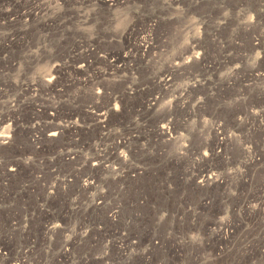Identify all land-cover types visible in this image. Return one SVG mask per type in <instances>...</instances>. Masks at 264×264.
<instances>
[{
    "label": "rangeland",
    "instance_id": "374dc122",
    "mask_svg": "<svg viewBox=\"0 0 264 264\" xmlns=\"http://www.w3.org/2000/svg\"><path fill=\"white\" fill-rule=\"evenodd\" d=\"M125 1L107 18L103 1L82 4V0H71L70 8L78 19L56 31L67 4L46 2L49 9L33 19L21 14L37 13L40 1L0 0V133L14 134L11 145L0 147V165L20 164L15 175L0 171V264H264V0H185L178 7L170 0ZM154 16L163 20L158 33L166 44L160 49L163 59L151 58L148 64L139 59L136 48L150 42L148 21ZM52 20L55 30L38 35L41 24ZM131 25L135 30L127 37ZM98 33L101 54L131 53L126 61L128 70L117 73L101 62L86 75L78 68L65 70L63 55L70 50L81 52L76 37H82L79 42L83 46L86 38L98 37ZM38 48L52 59L29 69L22 62L16 71H9L6 60L11 63L20 57L23 61ZM186 49L199 58L173 78L174 87L165 90L163 103L173 101L181 87L191 84L194 88L189 98L178 105L180 108L173 107L172 117L187 119L183 115L191 112L187 122L192 125L220 119L226 130L234 133L236 141L226 157L231 162L227 188H198L191 177L199 172L198 158L175 156L180 151L178 144L170 143L164 154L155 155L154 144L138 153L136 148L146 142L128 141L136 151L129 157L131 167L144 171L140 177L122 179L119 176L127 172L123 168L122 173L117 166L106 172L85 164L94 154L107 153L117 137L138 136L135 131L127 134L123 121L139 119L142 103L157 89L151 82L153 76L162 64L172 62ZM218 62L224 66L209 76L206 69ZM98 70L108 73L102 82L108 91L101 99L80 85ZM50 75L56 77L55 92L33 93L25 87ZM223 81L228 82L223 85ZM114 99L126 106L127 113L112 115L110 129L102 131L92 109L106 107ZM47 104L60 107L61 121L46 120L41 106ZM253 113L259 116L253 117ZM71 117L77 122L76 130L61 133L60 141L48 143L43 141L44 132L36 134L38 125L45 123L44 128H51ZM238 118L245 120L241 127L234 123ZM154 119L150 124L156 123ZM208 129L195 134L199 138L190 135L197 138L190 139L193 148L205 143L208 151L214 150ZM36 136L42 138L41 146L34 143ZM63 151L80 153L78 160L65 162L60 156ZM254 158L259 165L243 167ZM216 165L221 167L213 160ZM90 176L93 185L85 188L83 181ZM65 180L68 182L62 184ZM115 213L117 217L111 221ZM159 218L162 222L157 224ZM222 222L227 227L221 230ZM47 226L57 227L59 232L45 236L43 228ZM68 241L71 246H66Z\"/></svg>",
    "mask_w": 264,
    "mask_h": 264
},
{
    "label": "bare ground",
    "instance_id": "6f19581e",
    "mask_svg": "<svg viewBox=\"0 0 264 264\" xmlns=\"http://www.w3.org/2000/svg\"><path fill=\"white\" fill-rule=\"evenodd\" d=\"M38 1H40L42 4H41V7L39 6V8L36 9L37 13H32L31 12L32 16H31V14L30 15H26V14L22 13L21 15H22L23 18L24 17H32L33 19H36L38 17L39 13L45 12V11H47L49 9V7L47 6V3L49 5H51L52 3L61 2L62 4H67V7L64 10V12H66V14L60 20V24L57 25V30L56 31L64 29L65 27H67L70 24V22L72 20H77L78 19L77 12L75 13V11L70 8L71 7V0H47V1L45 0V2L43 0H38ZM93 1L94 0H82V4H91ZM95 1H97V0H95ZM101 1H103V2H101V6H104L103 9L105 10V14H107L106 15L107 18H108V16H110V14H113L114 9L117 8L119 5H121V4L125 5L126 4L125 0H101ZM184 1L185 0H170V3L173 6H177L178 7V6H181L184 3ZM187 11H189V9ZM146 21H148V20H146ZM148 22H150L149 23L150 25L148 26V28L150 27V30H149L150 32L149 33H151V35H150L151 40H150V42L144 43L143 45H142V43H141V45H137L136 44L137 45V48L135 47L136 48V52L138 53L139 59L141 61H147L148 62V60H150L151 58H153V60H156V59L162 60L163 57H162V52H161L160 49L166 43H165V40H164L165 37L163 36V34L160 35L161 32L158 33V31H159V29L161 27V23L163 22V20H161L160 18H157L156 16H154L153 18L151 17L150 21H148ZM30 27H32V25ZM34 28H36V27H34ZM55 28H56V25H55V22L53 20L52 21H48V22L44 21L41 24L40 28H39L40 29V31H39L40 33L38 32V35H41V31H42V33L44 31L47 32V33L49 31V33H50V31L55 30ZM134 30H135V26L131 25L128 28V33L126 32L125 36H127V37H128V35L130 36L131 32L133 33ZM32 32H34V31H32ZM64 32H65V30H64ZM35 33H37V32H35ZM43 34H45V33H43ZM59 34H60V32H59ZM71 36H73V35H71ZM16 37H18V36H16ZM40 37H42V36H40ZM46 37L47 36H44L45 40H46ZM104 37H106L105 34H104ZM33 38H36V37L33 36ZM48 38H50V37H48ZM76 38L81 40L82 37L80 35H78V37H76ZM106 38H108V37H106ZM98 39H99V33H98V37L86 38L87 42L83 46H82V42H79V40H77V41L73 40L74 42H76L77 50L81 49V52L77 53L75 51H71L70 50L68 53L63 55V57H64L63 58V62H62L63 68L65 70H67V71H71L73 68H78L77 70H79V72L83 71L84 74L86 75L88 73V71L97 70L98 66L97 67H95V66L97 64H99L98 62H101V63L104 64L103 66H106L105 68H107L108 70H110V68H112L117 73L124 72V71L128 70V67H130V66L126 63V61L128 59H130V56H131L130 54L131 53H125L124 55H122V54H106V53L105 54H101V52H99V48H98V46L100 44V42H98ZM19 40H21V37H20ZM234 41H236V38H234ZM32 46H33V44H32ZM2 47H3V45H2ZM13 48L14 47H12V49ZM30 48H32V47H30ZM154 51H158L160 53L153 55ZM10 53L11 52H9V55H10ZM47 55L48 54H46L44 49L38 48V51L36 52V54H33V53L27 54L23 58V61H22V59L20 57H17V58L15 57L11 61V63L8 60H6V61L9 63V68H8L9 71L13 72V71L17 70V68L19 67V65H21L22 62L24 63L25 68L27 67L29 69L30 66L33 65V64L37 65L39 63L44 62L45 60H51L52 57L50 55L49 56H47ZM11 58H13V57H10V59ZM154 58H156V59H154ZM198 58H199L198 55L191 56L190 55V49H186L181 54H179L174 60L172 59L173 60L172 62H167V63L162 64V66L158 69V71L156 72V74L153 76V78L151 80V82L157 87V89L154 90L155 93L149 95V98L145 102L142 103V105L140 107L141 110L138 111L139 119L137 118L136 120H134L133 118L130 117L132 120L131 119L129 120L127 118L129 121L128 120L127 121L126 120L123 121V123H127V126L126 127L124 126L126 128L127 134H131L132 131H135V132L138 133V136H135V137L129 136L127 139H122L120 136L117 137L118 138L117 143L115 142L116 144L111 149L107 148L108 149L107 153H104L105 151H103L104 154H102L100 152L102 155L96 153V154H94L95 155L94 158H91L89 160H87L88 159L87 158L86 159L87 161H85V164L86 163L87 164L92 163L91 167L96 168V170H98V171L101 170V171H106V172H107V170H110V171L114 170L115 167L117 166L120 169V173H122V168H123V169L127 170V172L123 176H121V175L119 176V178H122V179L123 178H129V177H131V175H135V177H140L144 173V171L141 168L135 169V168L131 167V164H130L131 161L129 160V157L130 156H135L136 151L131 148L130 142H128V141L133 140L134 142H136V144H138L140 142H146V143L141 144V146H140L141 148H136L135 147L138 153H144L145 149H146L145 146L147 144H150V145L154 144L156 146V148H154L155 149V152H154L155 155H160L161 153L164 154L165 152L163 151V149L170 143L171 144H178V147H180V151L175 153V156L179 157V156L184 155L186 157H192V158L194 157L195 159L198 158L196 166L199 168V170H198L199 172L196 173L195 175L191 176L192 179H193V183H195V184L197 183V187L198 188H207V189H210L212 187H219V188H224V189L227 188L228 183H229V179H230L229 178L230 177L229 176L230 172H229V170L227 168L231 165V162L226 157H228V154H229V147H231L232 144L236 141V137H235L234 133L231 132V131H227L226 128H225L226 124L224 126L223 122L220 119H214V121L211 122V123H208L205 120H203V121L200 120L196 124L194 123V125H192V124H189L190 122L189 123L187 122L189 119H191L190 118L191 112L190 113L186 112V115H183V116L187 117V119L185 118V119L179 120L178 118H173L172 117V115L175 114V113L173 114L171 112L173 107H174V109H176L175 107H179L178 106L179 104L180 105H182V103L185 104L186 100L189 98V95L193 91V88H194V86L191 85V84H187L183 88L181 87L180 90L177 91V97L173 101H169L167 103H165V102L163 103L164 98H165V94L168 92V91H165V90L172 89L174 87L173 78L177 74H180L186 67L190 68L189 66L191 64H193L192 61H194L195 59H198ZM79 59H81V60L83 59V60L79 61ZM158 61H157V63H158ZM121 63H122V66H118ZM148 64H150V63L148 62ZM223 64H224V62H223ZM223 64L221 62H218L217 64H214L212 67H210V69L209 68L208 69L205 68V69H206L207 73H209V76H214L215 72L217 74V71L220 68L222 69V66H224ZM153 65H154V62L152 64V66ZM57 66H59V65H57ZM146 68H148V66ZM107 69H105V70L107 71ZM185 70H187V69H185ZM148 71H149V69H148ZM76 73H78V72H76ZM96 74L97 75L95 77H93V78L92 77L85 78L80 83V85L83 88L91 89L93 94L95 95V97H97L98 99H101V98L106 96L107 91H108V88L106 89V87L108 85L106 86V85H104L102 83L104 78H106V76L108 77V73L105 72V71L101 72V71L98 70V72ZM235 78H236V76H235ZM261 80H262V78H261ZM228 81H230V80H228ZM237 81H239V80H237ZM105 82L107 83V82H109V80L107 81L105 79ZM223 82H225V81H223ZM227 82H225L223 85H226ZM227 85H229V84H227ZM6 87H8V86H6ZM25 87L27 88V90L29 92H33V93H37L38 92V93H43V94H48L49 93L50 94L52 92H55L56 77L52 76V75L46 76L44 78H40L36 83L31 82L30 85L29 84L25 85ZM5 93L7 94V91H5ZM24 94H26V93H24ZM35 96L38 97L37 95H35ZM112 103H114L113 107H111ZM41 108H44V110H43L44 112L43 113H44L45 117L47 116L46 120H49V121L60 120L61 121V119H60V114H61L60 113V111H61L60 107H58L56 105L47 104V105L41 106ZM179 108H177V110ZM35 110H36V108H35ZM35 110H33V111H35ZM92 110H93L92 114H93L94 119H95L96 124H97L96 126L99 129H101L102 131H108L110 129V122H112V121H110L111 120L110 117L112 115L117 116L115 114L118 113V115L121 116V115H125L127 113L126 106L125 105H121L120 106V102L118 103L116 99L110 101L106 107L98 106L97 108H93ZM182 110H183V108H182ZM47 111L49 112L48 115H46ZM13 113H15V110H14ZM35 113L37 115V112H35ZM136 113H137V111H136ZM171 113H172V115H171ZM40 115L38 114V116H40ZM252 115H253V117H258L259 116L257 113H253ZM114 116H112V117H114ZM246 116H247V114H246ZM124 117L126 118V116H124ZM153 118H156V119H154V121L156 120V123L150 124V121ZM5 121L7 122V120H5ZM244 121H242L241 118H238V119L234 120V123L236 124V127H238V126L241 127V125L244 123ZM44 124L42 125V127L38 125L39 128L37 127L36 134H39V131L40 132H44L42 134L43 141L48 142V143L49 142L60 141L58 138L61 135V133H64L65 131H74V130H76V127H77V122L75 120H73L72 117L67 119V120H65V121L60 122L58 125H54V127H51V128H46V127L44 128ZM117 124H119V123L117 122ZM195 125L198 126V129L202 128V130L204 128L205 129L209 128L208 130H210L209 132H211V135L213 137V149L214 150L208 151L209 150L208 149L209 146H208V148L206 146H204L205 143H203V145L202 144L198 145V147L194 146V148L190 145V139H191L190 135L192 134L194 136L195 134H198V133H200L202 131V130H198L197 131V128L194 127ZM191 126H193V128H192L193 130L191 129ZM43 128H44V130H43ZM148 128H151V130H149V132H148ZM189 129H191V134H190V131H188ZM113 131H114V129H113ZM181 131L183 133H181ZM12 132L3 130L0 133V147L5 146V145H8V146L11 145L12 138L14 136V134L12 136ZM53 133H55V135H53ZM195 136H197V135H195ZM197 137L199 138V136H197ZM41 139H42L41 137L39 138L38 136H36L34 138V143L36 145H38V146H41V144H42ZM196 139L194 138V139H191V140H196ZM69 142L72 143V141H69ZM58 144H59V142H58ZM79 144L81 146V143H79ZM161 145H162V147L160 148ZM216 149H218V152H217ZM58 151H60V150H58ZM73 151H67V152L63 151V153L60 152V156H61L62 159L65 160V162H73V160L75 158L78 160L77 157L79 156L80 153H76V152H73ZM205 152L208 153L207 156L204 155ZM261 153H262V151H261ZM57 156H59V154ZM213 160L214 161L217 160V161H219L221 163V167L219 169L215 168V167H217V165L213 166ZM77 162L75 161V163H77ZM258 162H259L258 159L256 160V158H254V159L251 160V162L249 161V165L245 163L243 167L246 168V169L247 168L250 169V167L254 168V165L256 163L258 164ZM15 163H17V162H15ZM52 164H54V166H55L54 162ZM18 165H20V164L18 163V164H15V166H9L7 168H5L6 165L4 167H3V165L2 166L0 165V171L1 172L3 171L4 175L5 174H7V175H15L17 173V171H18V168H17V167H19ZM80 165H82V163ZM26 170H28V169H26ZM73 171H76V170H73ZM77 171H79V170H77ZM255 171H253V172H255ZM54 173L56 174V172H54ZM2 174L0 173V175H2ZM69 174H70V172H69ZM78 174H80V173H78ZM73 175H74V173H73ZM93 179H94L93 176L92 177L91 176L88 177V179L83 181V186L85 188L91 187L93 185L92 184ZM242 179H243V177H242ZM60 181H61V179H60ZM67 182L68 181L65 180L64 182H62V184H66ZM120 190H119V192H120ZM263 201H264V199L261 200V202H263ZM116 217H117V214L115 213L113 215V217L111 218V221L116 219ZM156 221L158 222L157 224H160L162 222V219L159 218V219H156ZM220 227H221V230H222V229L226 228L227 225H226V223L222 222V223H220ZM57 230H58L57 227L47 226V227L43 228V234L45 236L46 235H48V236L49 235H55ZM115 235H117V234H115ZM124 241H126L125 238H124ZM65 243H66V246H71L72 242L68 241V242H65Z\"/></svg>",
    "mask_w": 264,
    "mask_h": 264
},
{
    "label": "snow or ice",
    "instance_id": "6c2138e0",
    "mask_svg": "<svg viewBox=\"0 0 264 264\" xmlns=\"http://www.w3.org/2000/svg\"><path fill=\"white\" fill-rule=\"evenodd\" d=\"M53 135H55V133H53ZM204 155H205V156H207V155H208V153H207V152H205V153H204Z\"/></svg>",
    "mask_w": 264,
    "mask_h": 264
}]
</instances>
